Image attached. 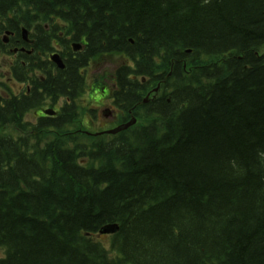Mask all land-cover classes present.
Returning <instances> with one entry per match:
<instances>
[{"label": "trees", "instance_id": "1", "mask_svg": "<svg viewBox=\"0 0 264 264\" xmlns=\"http://www.w3.org/2000/svg\"><path fill=\"white\" fill-rule=\"evenodd\" d=\"M54 20L86 46L52 76ZM20 26L30 94H0V264H264V0H0L13 47ZM102 53L162 89L143 104L119 69L115 102L139 122L113 138L80 135L73 102Z\"/></svg>", "mask_w": 264, "mask_h": 264}, {"label": "flooded vegetation", "instance_id": "2", "mask_svg": "<svg viewBox=\"0 0 264 264\" xmlns=\"http://www.w3.org/2000/svg\"><path fill=\"white\" fill-rule=\"evenodd\" d=\"M67 23V22H66ZM68 24V23H67ZM54 31V30H53ZM47 32H51V30H48ZM72 36H69V41L68 42H80L79 40H73V38H71ZM71 43V44H72ZM83 45V44H82ZM81 45V49H83V46ZM64 47V46H63ZM66 49H68V47H66ZM48 54L50 55V54H52V52H53V49L52 48H49L48 49ZM48 55V56H49ZM47 59H48V57H47ZM46 59V61L49 63V61ZM88 63L87 62H84V64H83V66L81 67V68H83V67H85L86 65H87ZM98 64V63H97ZM100 73V72H99ZM126 78H127V80L128 79H133L134 77H133V75L132 74H130V75H127L126 76ZM103 84H112L113 82H115V75H107V77L106 78H104L103 79ZM145 83V81H143V84ZM104 91H106V90H104ZM46 99H50V98H48V97H46V98H44V101L46 100ZM97 102H100V101H96V103Z\"/></svg>", "mask_w": 264, "mask_h": 264}, {"label": "bare ground", "instance_id": "3", "mask_svg": "<svg viewBox=\"0 0 264 264\" xmlns=\"http://www.w3.org/2000/svg\"><path fill=\"white\" fill-rule=\"evenodd\" d=\"M6 33H7V31L5 30L2 34H0L1 36L0 37H4L5 35H6ZM46 33L49 35L51 32H47L46 31ZM49 52H47L45 55H43V57L44 58H46L47 59V57H49L50 55L48 54ZM49 55V56H48ZM135 117V116H134ZM124 127H125V125H123L122 127H121V129H124Z\"/></svg>", "mask_w": 264, "mask_h": 264}, {"label": "water", "instance_id": "4", "mask_svg": "<svg viewBox=\"0 0 264 264\" xmlns=\"http://www.w3.org/2000/svg\"><path fill=\"white\" fill-rule=\"evenodd\" d=\"M55 61L57 62V60H55ZM57 63H58V62H57ZM128 126H130V124L126 125V126L124 127V129L127 128ZM118 130H120V129L118 128V129L112 131L111 133H114V132H116V131H118ZM121 130H122V129H121ZM111 232H112V231H107V230H105V231H101L100 233H111Z\"/></svg>", "mask_w": 264, "mask_h": 264}, {"label": "rangeland", "instance_id": "5", "mask_svg": "<svg viewBox=\"0 0 264 264\" xmlns=\"http://www.w3.org/2000/svg\"><path fill=\"white\" fill-rule=\"evenodd\" d=\"M81 104V103H80ZM83 104V103H82ZM99 122V125L104 123L103 121H98ZM103 242H106V239H102Z\"/></svg>", "mask_w": 264, "mask_h": 264}]
</instances>
